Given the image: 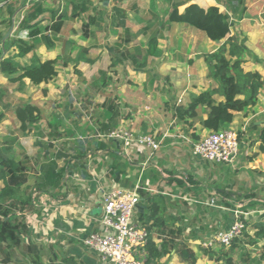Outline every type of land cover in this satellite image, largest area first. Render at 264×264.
I'll return each mask as SVG.
<instances>
[{"label": "crops", "instance_id": "crops-1", "mask_svg": "<svg viewBox=\"0 0 264 264\" xmlns=\"http://www.w3.org/2000/svg\"><path fill=\"white\" fill-rule=\"evenodd\" d=\"M36 1L0 0V43L28 38V30H21L20 25ZM41 1L46 9L57 10L55 17L66 5L65 0ZM174 3H180V12L196 3L203 8L216 5L229 13L233 22L230 34L238 32L246 39L243 71L261 75L263 85L256 105L237 112L225 127L236 130L241 137L239 165L195 157L193 143L211 132L201 123L208 111L200 108L195 120L184 122L174 108L186 106L192 95L208 89L216 92L217 101L224 99L217 93V82L208 76L205 58L224 40L212 41L203 31L175 22L167 26L168 32H161L155 55L148 54L146 41L138 35L128 39L129 43L118 42L116 50H109L108 46L104 51H88L86 56L94 61L88 63L78 61L80 52L65 49V45L76 42L77 36L58 34L53 46L42 45L24 57H16L24 64L58 58V76L54 80L35 85L26 78L20 85L0 72V88L7 89L13 98L21 96L23 104L39 106L42 113L36 128L22 131L16 115L8 110L11 101L3 99L0 93V111L6 114L0 128H6L4 134L9 142L3 143L7 155L19 156L28 170L31 201L24 213L29 231L22 239L39 250L34 259L30 253L22 255L6 248L4 253L0 251V264H102L84 240L103 230L102 196L119 187L137 189L140 201L144 199L142 193L156 198L157 220L150 212H141L137 205L135 221L142 225V215L158 244L171 238L187 242L197 255L196 264L217 262V256L201 250L199 242L232 224L237 205L233 209L225 201L234 202L236 194L255 193L241 202L250 206V201L255 200L249 212L264 213V151L259 148V131L264 128V0H245L247 10L242 16L231 11L227 0H133L132 9L137 21L143 23L146 20L139 13L163 18ZM125 16L129 28L128 12ZM40 18L42 30L52 24L50 11ZM176 28L178 32L174 33ZM17 52L14 46L3 57ZM113 57H118L119 62L109 69ZM90 67L95 68V73L112 70L109 75L117 74L116 92L112 94V84V89L104 86L102 92L93 91L90 108L78 106L73 108V114L69 112L73 106L70 99L62 100L64 89L75 85L74 74L78 70L85 75L84 70ZM122 75H127L124 84ZM74 104L79 105L76 100ZM110 105L112 109L108 108ZM117 128L151 134L162 140L163 146L152 159H148L147 148L125 151L123 140L106 136ZM211 197H216V205H209ZM180 246L175 242L159 264H187L176 250Z\"/></svg>", "mask_w": 264, "mask_h": 264}, {"label": "trees", "instance_id": "trees-1", "mask_svg": "<svg viewBox=\"0 0 264 264\" xmlns=\"http://www.w3.org/2000/svg\"><path fill=\"white\" fill-rule=\"evenodd\" d=\"M108 1L109 0H105V4H107ZM227 2L231 11L238 12L239 16H242L247 10L245 0H227ZM88 3V0H66L65 7L55 17V12L57 10H48L43 7L41 0L36 1L31 7V12L25 16L20 25L21 30H28V38L24 39L17 37L3 44L0 43V72L8 76L9 81L19 82L20 85L25 83L24 79L26 78L35 85L43 82L48 83L54 80L58 76V58L47 59L45 61L35 59L30 63L24 64L18 61L16 57H24L42 45L48 47L53 46V40H58L57 36L62 33L66 21L75 20L80 17L81 14L87 13L89 9L87 6ZM179 6L180 3L173 4V9L169 16L170 22L186 23L193 26L203 31L212 41L220 42L225 39L217 50L205 56L208 65V76L217 82V93L224 99L217 101L214 97L216 92L208 89L198 95H192L191 100L186 106H175V112L179 119L184 122H190L191 119L195 120L198 117L199 109L204 108L208 111V117L201 121L203 127L211 131L224 129L235 119L237 112L245 111L247 108L256 105L259 90L263 85L260 82L261 75L259 72L243 71L242 56L247 52V47L245 45L246 39H241L237 34H230L233 22L231 21L229 13L221 11L216 5L203 8L196 3H192L188 5L183 12H180ZM48 11L52 13L53 21L50 26L42 30L39 27L42 21L40 17ZM87 18L88 21L83 22L81 31L85 38H91L96 35L95 31L91 29V26L96 22V18L92 15H88ZM118 18L117 23L124 27L127 33H130V28H128L126 24L125 12L121 11ZM159 30H155L148 39L147 52L149 55H155L159 49ZM14 46H16L18 52L14 55L10 54L3 57L4 52L10 50ZM115 49H117V47H115ZM88 51V48H83L78 57V61L84 60L88 63H93L94 61L86 56ZM118 62V57H113L109 69L116 66ZM101 73L103 75L106 74L104 71ZM103 84L106 86L107 83L103 82ZM108 108L112 109V105ZM14 111L20 122V129L22 131L36 128L42 117L40 107L31 103L18 104L15 106ZM5 116V112L0 111V122L4 120ZM254 126L259 128L256 125ZM240 139L241 137L239 135V140ZM259 140L261 142L259 148L261 151H264V128L259 131ZM6 150V146L0 149V182L2 183L0 187V251L4 253L6 248H12L17 250L19 254L25 255L30 253L32 258L37 259L39 253L37 246L25 243L22 239V236L29 231L24 213L31 201L28 194L27 166L19 156L13 154L7 155ZM142 195L144 199L138 204L139 210H141V212L144 210L150 212L151 217L154 216L153 218L157 220L156 205L158 201L156 198H152L147 194L142 193ZM254 195L255 193H248L243 196L236 194L234 199L240 201L242 198L249 199ZM147 201H149L150 204H147ZM225 204L233 209L235 208L234 202L228 203L225 201ZM250 204V206H254L256 201L251 200ZM250 206H244L243 211L249 212ZM243 215L240 214V219L245 224L244 233H247L248 222L243 220V218L246 219ZM262 216L264 218V214ZM140 220H142L141 223H143V226L139 225L145 227L149 232V238L145 245L144 264H159L160 259L170 253L173 246H175V242L181 244L180 248H176V250L187 264L197 263V255L195 251L188 246L187 242H180L181 240L171 238L165 239L161 244H158L152 238L150 228L146 225L147 223L144 221L142 215H140ZM251 226L255 230L253 238L257 241L264 240V219H260L257 222L254 221ZM212 235H210V237ZM238 237L231 245L226 247H231V249L238 248ZM169 243H171L170 246L168 245ZM246 243H249V241H246ZM225 257V262L221 263L223 256L219 255L217 257V264H236L233 257Z\"/></svg>", "mask_w": 264, "mask_h": 264}, {"label": "built area", "instance_id": "built-area-1", "mask_svg": "<svg viewBox=\"0 0 264 264\" xmlns=\"http://www.w3.org/2000/svg\"><path fill=\"white\" fill-rule=\"evenodd\" d=\"M106 136L123 140L127 149L148 150V159L162 148V140L151 134L135 133L129 129L117 128ZM193 155L205 161L225 163L236 167L240 163L241 140L232 128L211 131L193 143ZM140 196L137 189L115 188L102 196L103 230L92 233L84 240V245L94 250L102 264H144L145 245L149 232L135 221ZM216 197H211L209 205H216ZM236 211L234 221L228 229L219 230L205 247L229 246L245 230V224Z\"/></svg>", "mask_w": 264, "mask_h": 264}, {"label": "rangeland", "instance_id": "rangeland-1", "mask_svg": "<svg viewBox=\"0 0 264 264\" xmlns=\"http://www.w3.org/2000/svg\"><path fill=\"white\" fill-rule=\"evenodd\" d=\"M66 1V0H65ZM89 3L87 4L88 6V11L87 13L81 14L80 17H78L75 20H72V22L65 23V27L63 28L64 30L62 31L63 34L68 35H74L77 36V40L75 43L68 44L70 46L65 45V49L67 50L72 49L74 52L77 54L82 51L83 48L89 47L88 50L90 51H104L107 49L109 46V50L115 49L118 44L117 42H125V40L128 41L131 37L135 36L137 37L138 35H141L143 39L146 41V44L148 43V39L150 36L155 32V30H159L158 34V48H159V39L161 38V32H168L167 26L171 23L175 22H170L169 21V16L170 13L173 9V5L171 7V10L168 12V14L165 16L163 15L162 17L158 18H153L151 14L148 12L139 13L140 16L145 18V22H139L135 18V14L132 9V4L133 0H109L107 4H105V0H88ZM66 3V2H65ZM121 11L128 12L130 16V21H129V28H130V33H127L124 29V27L120 26L118 22V17ZM88 15H92L96 18V22L94 25L91 26V29L95 31L96 35L94 37H91V39H87L82 35L81 27L83 22L88 21ZM157 17V15H155ZM144 24L146 26H144ZM146 28L148 30H144L143 28ZM150 29V30H149ZM133 30H137V33H133ZM145 31V32H144ZM178 29L174 31V33H177ZM181 32H183V29H181ZM239 35L241 39L244 38L240 33L234 32L231 35ZM84 39H87V43L83 44ZM225 41V39H223ZM126 44L128 47L130 44ZM122 44V46H123ZM135 44V42H134ZM85 45V46H84ZM121 46V47H122ZM120 47V46H119ZM125 47V49H127ZM118 49V48H117ZM116 50V49H115ZM142 60V59H140ZM84 74L81 71H77L78 73L74 74L75 75V85L72 86L70 89L69 86H67L65 90L64 97L62 96V100L70 99L71 103H73L72 110L71 111L73 114V108H78V106L85 107V109H89L90 107L88 106L91 102V99L89 97L90 93H94L93 91L96 92H102V88L107 87L106 89L111 88L110 85L112 84V94L113 92H116V79H117V74H113V76L109 75L108 73H112V70H106L104 71L106 74L103 75L101 72H96L95 73V68L90 67L84 70ZM209 73V72H208ZM93 74L95 76L91 77ZM73 75V76H74ZM88 77V78H86ZM123 77V84L126 83L127 80V75H122ZM151 76L149 75V78ZM67 81H70V78L68 76ZM97 81V82H96ZM162 81V80H159ZM103 82L107 83L106 86L104 87ZM111 88V89H112ZM69 89V90H68ZM63 90V91H64ZM107 91V90H106ZM2 92V98L5 99L6 101H11V104L14 103V105H9L10 108H8L9 111L15 114V106L18 104H23L21 101V96L19 95H14L15 97L13 98V95L7 91V89H3L2 87L0 88V93ZM34 94H37V91H34ZM33 94V95H34ZM113 96V95H112ZM76 102L79 105L74 104ZM9 104V103H7ZM87 105V106H85ZM3 109H6L4 106ZM2 110V108H1ZM80 112V110H79ZM82 114H84L82 112ZM5 127L0 128V147L4 145V141L9 142L6 139L5 136ZM1 149V148H0ZM2 183L0 182V187ZM235 188L238 189V186ZM234 203L237 205L236 210L246 217L243 218V220L248 222V231L247 233L243 232L240 234L238 237V243L239 247L235 249H231V247H219L218 245H215L213 247H205L206 243L208 242V238H206L204 241L199 242V247L201 250L207 249L206 251L212 252L215 254L217 257L219 255L223 256L221 263L225 262L226 257L225 256H231L233 257V260L236 264H264V240L257 241L254 237L255 230L252 228V224L254 221H258L263 218L262 212L258 213V211L253 213L252 211L250 212H244L243 208L244 205L241 202V200H235ZM235 210V211H236ZM262 213V214H261ZM251 233V234H250ZM244 241V242H243ZM246 241H249V243H246ZM211 253V254H212ZM230 258V257H229ZM217 264V262H216Z\"/></svg>", "mask_w": 264, "mask_h": 264}]
</instances>
